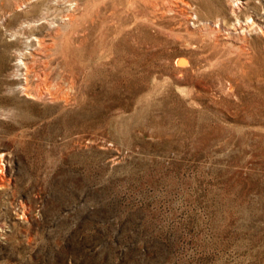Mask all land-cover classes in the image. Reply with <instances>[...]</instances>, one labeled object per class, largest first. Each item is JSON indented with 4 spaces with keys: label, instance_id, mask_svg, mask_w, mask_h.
<instances>
[{
    "label": "rangeland",
    "instance_id": "obj_1",
    "mask_svg": "<svg viewBox=\"0 0 264 264\" xmlns=\"http://www.w3.org/2000/svg\"><path fill=\"white\" fill-rule=\"evenodd\" d=\"M0 264H264V0H0Z\"/></svg>",
    "mask_w": 264,
    "mask_h": 264
}]
</instances>
